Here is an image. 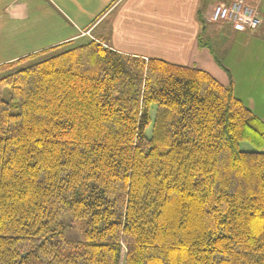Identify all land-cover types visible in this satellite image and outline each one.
<instances>
[{
    "label": "trees",
    "instance_id": "1",
    "mask_svg": "<svg viewBox=\"0 0 264 264\" xmlns=\"http://www.w3.org/2000/svg\"><path fill=\"white\" fill-rule=\"evenodd\" d=\"M59 51L0 78V264H264V121L234 83L95 41L34 57Z\"/></svg>",
    "mask_w": 264,
    "mask_h": 264
},
{
    "label": "crops",
    "instance_id": "2",
    "mask_svg": "<svg viewBox=\"0 0 264 264\" xmlns=\"http://www.w3.org/2000/svg\"><path fill=\"white\" fill-rule=\"evenodd\" d=\"M217 1L0 0V66L95 41L233 82L236 97L264 121V0H249L262 17L253 33L210 23Z\"/></svg>",
    "mask_w": 264,
    "mask_h": 264
},
{
    "label": "built area",
    "instance_id": "3",
    "mask_svg": "<svg viewBox=\"0 0 264 264\" xmlns=\"http://www.w3.org/2000/svg\"><path fill=\"white\" fill-rule=\"evenodd\" d=\"M210 23H226L240 33L257 31L262 20L255 4L248 0H234L229 5H218L210 10Z\"/></svg>",
    "mask_w": 264,
    "mask_h": 264
},
{
    "label": "rangeland",
    "instance_id": "4",
    "mask_svg": "<svg viewBox=\"0 0 264 264\" xmlns=\"http://www.w3.org/2000/svg\"><path fill=\"white\" fill-rule=\"evenodd\" d=\"M228 1H229V0H228ZM228 1H227V0H224V1H223V0H218V1L212 6V9H213L215 6H218V5H221V4L229 3ZM233 1H234V0H232V1L230 0L231 3H232ZM248 1H249V0H248ZM259 16H260V18H262L260 12H259ZM259 29H260V28H259ZM79 44H82V43H79ZM61 52H63V51L54 52V53H50V54H47V55H41V56H37V57L31 58V59H25V60H22L21 62L16 63L12 68H5V69L3 70V72L0 73V78L6 76V75H8V74L15 73V72H17V71H20V70L26 69V68L31 67V66H34V65H37V64H39V63H41V62H43V61H45V60H47V59H49V58H51V57L57 55V54H60ZM6 95H7V93H6ZM7 96H8V95H7ZM242 149H243L244 151H252L253 148H252L250 145H248V144H242ZM70 233H71V231L67 233V237H69ZM70 237L76 239L77 237L79 238V234H78V232H74V231H73V232L71 233Z\"/></svg>",
    "mask_w": 264,
    "mask_h": 264
}]
</instances>
